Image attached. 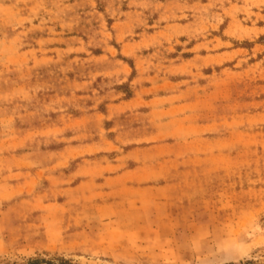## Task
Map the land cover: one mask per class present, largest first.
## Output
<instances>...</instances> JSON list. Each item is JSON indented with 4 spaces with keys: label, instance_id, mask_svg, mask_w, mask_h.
<instances>
[{
    "label": "rangeland",
    "instance_id": "rangeland-1",
    "mask_svg": "<svg viewBox=\"0 0 264 264\" xmlns=\"http://www.w3.org/2000/svg\"><path fill=\"white\" fill-rule=\"evenodd\" d=\"M176 137L203 169L182 248L264 264V0H0V264H84L29 249L140 227L97 207L164 182Z\"/></svg>",
    "mask_w": 264,
    "mask_h": 264
},
{
    "label": "crops",
    "instance_id": "crops-1",
    "mask_svg": "<svg viewBox=\"0 0 264 264\" xmlns=\"http://www.w3.org/2000/svg\"><path fill=\"white\" fill-rule=\"evenodd\" d=\"M167 147L172 149L168 150L165 161L173 166L162 165L155 171V178H162L164 182L143 189L137 197L127 200L124 204L111 203L109 207H97L102 210L106 207L111 209L126 206L132 215L133 212L139 213L142 220L140 227L124 231L120 229L122 219L114 216L108 226H93L86 242L76 240L61 243L58 236L47 235L44 241H40L41 244L35 243L29 250L39 251L46 248L58 251V254L74 252L77 258L84 260V264H222L220 260L217 262L210 256L207 248L201 253L192 252L191 248H186L187 251L182 248L181 239L196 236L186 228L189 214L179 210L191 204L188 200L180 201L178 198L182 190L179 178L183 174L203 169L195 166L200 157L199 152L193 150L198 146L192 140L176 137ZM169 176L173 178L169 179ZM66 192L68 191L65 190L64 193ZM10 224V220L0 213V236L2 230ZM55 224L58 226L60 222ZM2 252L0 248V254Z\"/></svg>",
    "mask_w": 264,
    "mask_h": 264
}]
</instances>
